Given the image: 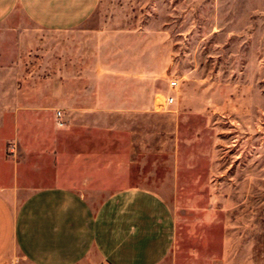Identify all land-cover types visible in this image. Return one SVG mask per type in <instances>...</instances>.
<instances>
[{
    "label": "rangeland",
    "instance_id": "374dc122",
    "mask_svg": "<svg viewBox=\"0 0 264 264\" xmlns=\"http://www.w3.org/2000/svg\"><path fill=\"white\" fill-rule=\"evenodd\" d=\"M11 19L26 36L16 81L47 106L27 109L28 147L57 131L69 151L114 155L90 163L91 200L125 187L164 198L176 235L163 264H264V0H99L60 31Z\"/></svg>",
    "mask_w": 264,
    "mask_h": 264
},
{
    "label": "crops",
    "instance_id": "0c3cea01",
    "mask_svg": "<svg viewBox=\"0 0 264 264\" xmlns=\"http://www.w3.org/2000/svg\"><path fill=\"white\" fill-rule=\"evenodd\" d=\"M98 2L0 0V28L16 30L0 36V264H9L13 252L27 264H80L91 252L105 264H163L172 250L174 215L157 193L125 187L102 191L97 200L84 194V187L97 182L90 163L114 155L69 151L57 131L49 147L43 133L27 144V125L38 122L27 109L47 106L28 99L26 83L16 81L25 71L26 36L11 18L20 12L42 29H74ZM187 264L218 262L208 257Z\"/></svg>",
    "mask_w": 264,
    "mask_h": 264
},
{
    "label": "built area",
    "instance_id": "2783aa9c",
    "mask_svg": "<svg viewBox=\"0 0 264 264\" xmlns=\"http://www.w3.org/2000/svg\"><path fill=\"white\" fill-rule=\"evenodd\" d=\"M176 85H177V80H176V79H172V80L170 81V86H171V87H175ZM173 100H174V97L171 96V95H168V96L165 98V102H166V104H171V103L173 102ZM60 115H61V112H60V111H57L56 116H57V117H60Z\"/></svg>",
    "mask_w": 264,
    "mask_h": 264
}]
</instances>
